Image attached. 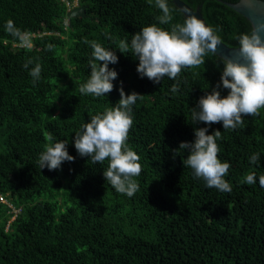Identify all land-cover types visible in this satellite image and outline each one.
Returning <instances> with one entry per match:
<instances>
[{
	"label": "trees",
	"instance_id": "16d2710c",
	"mask_svg": "<svg viewBox=\"0 0 264 264\" xmlns=\"http://www.w3.org/2000/svg\"><path fill=\"white\" fill-rule=\"evenodd\" d=\"M0 0V264H264V108L244 125L224 130L191 124V109L220 80L224 65L209 52L205 64L183 69L177 81L160 84L141 78L138 58L122 54L118 41L129 45L136 32L152 24L170 30L183 23L173 9L169 25L156 20L159 9L148 0ZM198 8L206 23L229 47L252 32L249 21L216 0H181ZM236 3L239 0H224ZM77 3L85 17L67 18ZM11 19L28 33L33 47L24 48L5 31ZM111 36L113 39H109ZM96 40L115 51L118 62L109 64L118 77L113 91L94 97L79 92L90 76ZM51 44L52 50H46ZM33 59L28 69L25 61ZM41 65L35 84L29 72ZM101 64L103 62H100ZM126 94H141L132 106L133 125L128 145L140 157L142 172L134 196L117 193L104 179L107 159L93 164L74 147L76 131L105 108L114 107L121 87ZM209 86V87H208ZM221 96L228 90L222 86ZM221 131L217 140L221 162L231 167L224 179L232 191L208 189L203 179L182 161L188 151L173 150L193 142L194 128ZM56 143L66 141L74 162L58 170L40 169L38 159L46 134ZM260 154L253 165L249 158ZM254 172L256 183H242Z\"/></svg>",
	"mask_w": 264,
	"mask_h": 264
},
{
	"label": "clouds",
	"instance_id": "9594fccd",
	"mask_svg": "<svg viewBox=\"0 0 264 264\" xmlns=\"http://www.w3.org/2000/svg\"><path fill=\"white\" fill-rule=\"evenodd\" d=\"M148 3L152 5L153 0H148ZM154 6L162 13L156 17L159 24H171L173 9L168 0H154ZM74 7L78 4L75 3ZM5 31L22 47H33L29 34L15 27L11 19L5 23ZM108 38L113 39L111 36ZM236 39L243 62L220 58L224 65L220 80L211 92L206 91L199 98L194 108H190L191 124L203 122L210 127L222 123L224 130H236L244 125V117H257L264 108V24L250 33L240 34ZM84 43L93 50L89 60L91 71L87 82L80 84L78 90L83 95L106 96L113 91V81L118 77L114 69H109V64H116L118 57L115 51L104 48L96 40L85 39ZM218 45H222V39L217 35V29L206 25L194 13L186 12L182 24H171L170 30L157 24L145 26L132 35L130 45L126 40H119L117 49L122 54L131 50L132 56L138 58L136 71L141 78L146 77L154 84H160L165 77L177 81L170 88V92L175 94L179 91L177 78L182 70L204 65L205 56L209 52L215 53ZM53 47L48 44L46 50L50 51ZM31 64L33 59L29 58L23 67L28 69ZM41 70L39 63L31 68L29 75L33 84L40 80ZM221 86L228 90L226 96H221ZM119 94L120 99L114 107L105 108L81 125L75 133L74 147L80 157L90 158L93 164H102L107 159V169L103 170L105 181L117 193L132 197L139 191V184L134 178L141 174L142 165L140 157L128 145V135L133 125L132 106L141 94H126L122 82ZM208 131V127L194 128V141L181 142L178 149L173 150V158L179 155L180 150H187V158L182 161L184 167L192 169L195 178L203 179L206 188L230 193L232 187L224 177L231 165L218 158L220 148L217 140L221 139V131L207 134ZM45 139L49 143L39 155L40 169L58 170L63 162H74L75 157L67 150L68 142L51 143L53 137L50 133ZM259 161V153L249 158L253 165ZM242 183H256V174H246ZM259 185L264 188V175L259 176Z\"/></svg>",
	"mask_w": 264,
	"mask_h": 264
},
{
	"label": "water",
	"instance_id": "95a60500",
	"mask_svg": "<svg viewBox=\"0 0 264 264\" xmlns=\"http://www.w3.org/2000/svg\"><path fill=\"white\" fill-rule=\"evenodd\" d=\"M223 3L227 7L231 8L238 14L245 17L251 24L252 31L259 25L264 24V0H239L236 3H230L224 0H216ZM172 4L180 11L183 18L186 12L194 13L197 18H202L198 8L192 9L181 0H171ZM86 16V7H74L67 13V18L72 19L76 17ZM204 21V20H203ZM206 24V23H205ZM238 48L229 47L222 42V45H218L216 52L214 53L219 58L224 57L233 61L243 62L239 56Z\"/></svg>",
	"mask_w": 264,
	"mask_h": 264
},
{
	"label": "built area",
	"instance_id": "2783aa9c",
	"mask_svg": "<svg viewBox=\"0 0 264 264\" xmlns=\"http://www.w3.org/2000/svg\"><path fill=\"white\" fill-rule=\"evenodd\" d=\"M64 1H66V3H67L68 5H70V3H68V1H67V0H64Z\"/></svg>",
	"mask_w": 264,
	"mask_h": 264
}]
</instances>
